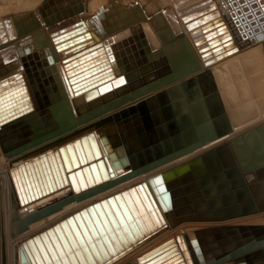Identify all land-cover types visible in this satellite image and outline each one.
Returning a JSON list of instances; mask_svg holds the SVG:
<instances>
[{
	"label": "bare ground",
	"instance_id": "6f19581e",
	"mask_svg": "<svg viewBox=\"0 0 264 264\" xmlns=\"http://www.w3.org/2000/svg\"><path fill=\"white\" fill-rule=\"evenodd\" d=\"M73 1L78 6L84 4L83 0ZM124 1H116L120 5L117 7L123 8L125 14L119 16L117 25L114 26L116 30L111 32L105 20L103 24L95 25L87 18L55 31L58 29L55 23H46L50 13L44 11L45 8L39 13L42 23L35 29L34 34L23 32L20 36L18 33L21 31H18L15 33L19 36L14 37L15 33L9 30L13 28L14 31V27L0 24V105L6 103L0 107V111L11 107L14 113L23 112V116L15 121L17 134L6 136L9 139L7 145L11 147L17 141L25 143L42 135L40 137L42 140L17 153L7 154L0 145V264H19V245L26 239L52 226L73 211L146 181L149 176V173H144L129 177L77 198L85 191L106 182L99 170L95 175L89 168L78 175L68 174L69 171H74V163L66 144H70L73 157L80 164L79 167H82L79 159L80 150L86 160L85 164L88 165L90 162L86 153L87 150L91 153L90 141L85 137L84 143L78 140L79 146L73 143L81 135L92 132L108 180L113 181L121 172L112 169L109 164L102 141L104 137L107 138V131L101 128V117L76 122L70 129L58 135L48 133L54 128H60L57 116L65 108V104L73 107L70 91L74 93L81 85L72 89L71 83L80 81L87 74L91 76L89 72L73 80L71 76L75 74L74 72L93 66L96 73L100 70L103 73L97 78L110 76L109 82L103 84L100 90L108 88L112 90L99 97L101 100L158 81L160 85L157 88L132 101L120 104L119 108L111 109L108 115L114 117L116 112L119 113L130 102V104L135 102L137 105L133 108L134 117L143 118L146 113L154 115L157 119L163 120L166 132L174 139L186 137L188 134L196 135L197 128L208 120L218 132L217 139L188 156L217 146L244 129L264 122L257 123L264 116V37L250 43L252 37L264 35L262 28L255 30L251 26V31H247L243 26L234 27L233 22L220 14V17L208 20L209 26L200 27V30L205 29V32L200 33V30L195 29L194 22L206 23L207 12L218 3V0L213 4L212 0H159L158 4H169L170 9L167 12L164 10L165 5L161 6L162 9L159 11L145 10L143 6L133 9L131 6L134 3L125 4ZM51 3L52 0H42V4ZM108 10L112 13L111 18L122 12V9ZM200 13L204 15L193 20V17ZM124 17L127 18L125 24ZM141 17L144 19H140ZM111 20L115 24V19ZM220 22L224 25L219 27ZM74 27L78 29L69 31ZM221 27L227 32L226 34L222 32L225 44L220 43L219 37H213L210 42L203 41L209 33L216 35V31ZM67 31L69 32L65 33ZM250 34L252 36L249 39ZM108 35L113 37L105 39ZM198 39L202 41L198 43ZM235 42L248 46L236 54L230 49ZM204 46H207V49L202 50ZM191 58L200 63V69L187 71L171 82L162 84L159 82L168 72L187 66ZM70 70L73 74L69 72ZM249 72L252 73L246 75ZM121 74H124V77L120 76ZM123 79L126 80V84L121 85ZM255 91L260 93L255 95ZM9 100L11 101L8 102ZM6 115L9 116L8 113ZM61 145L65 157L59 150ZM15 174L27 200L23 204L18 198ZM154 189L157 197L156 188ZM198 190L199 188H194L191 191L192 196L197 194ZM27 191L31 193L33 199L28 200ZM152 194L154 196V193ZM65 197L73 199L61 205L59 209L30 221L24 230L12 229L13 218L21 219ZM120 200L122 205L114 200L115 208L110 204H107L108 208L100 205L102 215L96 209H93V213L87 211L85 216L78 219V223L76 220L71 224L66 222L64 227L59 226V233L53 230L47 234L45 240H40L43 247V255L38 252L41 263L58 264L52 258L56 243L81 224L87 226L93 218L106 217L109 221L115 219L118 226L112 228V234L109 236L112 240L111 246H104L107 255L102 264H143L142 256L156 247L166 251L173 248L159 259L166 260L165 257L169 254L173 253V256L180 253L179 261L191 264L188 256L190 253L183 239L186 233L207 230L215 226L243 228L261 220L260 214L227 220H189L182 218L181 211L187 210V207L192 205V200H187L184 206L174 205L169 212L158 204H156L158 212L154 208L148 210L141 202L143 211L132 201L130 207L124 196H120ZM59 264H63V261Z\"/></svg>",
	"mask_w": 264,
	"mask_h": 264
},
{
	"label": "water",
	"instance_id": "95a60500",
	"mask_svg": "<svg viewBox=\"0 0 264 264\" xmlns=\"http://www.w3.org/2000/svg\"><path fill=\"white\" fill-rule=\"evenodd\" d=\"M201 41V39L197 40L198 43ZM205 49L207 46L202 48V50ZM200 66L198 61L191 58L187 66L178 68L174 72H168L159 82L161 84L171 82L187 71L200 69ZM88 67L74 72L75 74L71 76L74 80L82 74L91 72V76L87 74L80 81L71 83L72 89L81 85L76 88L78 90L74 93L70 91L73 107L70 108L65 104V108L57 116L61 124L60 128H54L48 133L58 135L70 129L76 122H86L101 117V128L103 131H107V138L102 139L104 150L107 153L111 168L121 173L113 181L108 180L102 158L93 141L92 132L81 135L73 143L79 146L78 140L84 143L85 137L90 141L91 153L88 150L86 152L90 162L86 165L81 150L80 152L78 150L82 165L79 167L80 164L73 157L70 144H66L74 163V171H69L68 174L70 176L78 175L83 170L88 171L89 168L95 175L99 170L106 182L85 191L77 198L87 196L129 177L144 173H149V176L146 181L124 188L73 211L52 226L26 239L19 245V264H42L38 253L41 252L43 255L41 239L45 240L46 235L52 233L53 230L59 233V226L64 227L66 222L71 224L76 220L78 223V219L85 216L87 211L93 213V209H96L102 215L100 205L108 208L107 204H110L115 208V199L122 205L120 196L125 197V201L130 207L132 201L144 211L142 205L144 203L148 210L154 208L157 212L156 204L161 205L163 209L169 212L174 205L184 206L187 200H192V205H187L189 206L187 210L181 211L182 218L189 220H227L260 214V222L243 228H239V226H215L207 230L188 232L183 239L190 253L188 256L191 264H264V122L244 129L217 146L188 156L217 139L218 132L213 128L211 122L205 120L201 123L202 125L197 128L194 136L188 134L186 137H175L174 139L166 132L163 120L157 119L154 115L146 113L143 118L141 116L139 118L134 117L135 110L133 108L137 105L135 102L132 104L130 102L129 105L119 109L120 112H116L114 117H111L108 115L111 109L119 108L120 104L132 101L154 90L160 84L156 81L131 89L128 92H119L116 96L112 95L101 100L99 97L112 90V88L100 90L103 84L109 82L110 76L97 78L103 74L101 70L96 73L95 67ZM69 72L73 74L71 70ZM120 76L124 77V74ZM123 84H126L125 79L121 82V85ZM5 105L6 103H2L0 107ZM11 110V107H7L4 111H0V145L7 154L17 153L21 149L28 148L42 140L40 138L42 135H40L37 137L39 139L34 138L25 143L17 141L9 147L7 145L9 139L6 136L17 134L15 121L23 116L22 111L14 113ZM7 113L9 116L6 115ZM59 150L65 157L62 145L59 146ZM157 178H160L161 184L155 182ZM14 180L18 198L22 204L26 203L27 200L16 174ZM153 187L156 188L157 197ZM194 188H199V190L197 194L192 196L191 191ZM26 195L28 200L33 199L28 191ZM72 199L73 197H65L61 201L21 219L15 217L11 222V227L17 231L24 230L30 221L59 209L61 205ZM179 214L180 211H178ZM126 215L130 220L127 212ZM137 221L139 222V219ZM158 248L156 247L142 256L143 264H183V261H179L181 259L180 253L173 256V253L169 254L170 256L168 255L166 260L159 259L171 249L166 251ZM184 248L186 249L185 245Z\"/></svg>",
	"mask_w": 264,
	"mask_h": 264
},
{
	"label": "rangeland",
	"instance_id": "374dc122",
	"mask_svg": "<svg viewBox=\"0 0 264 264\" xmlns=\"http://www.w3.org/2000/svg\"><path fill=\"white\" fill-rule=\"evenodd\" d=\"M84 4L82 6H78L73 0H52V3L49 5L42 4V0H0V24L3 25H11L14 27V31L9 29L13 34L18 31V34L22 36L23 32L25 34H34L35 29L38 27L40 23H42L39 18V13L41 9L50 13L49 19L46 23L52 22L55 23L57 28L55 31L61 30L64 27H69L74 25L75 23L82 22V19H86L90 23H94L95 25L103 24L105 20L108 26V30L114 31L116 30L115 25H117V21L119 20V16L121 14H125L123 8L117 7L120 6L118 4V0H83ZM159 0H125V4H133L131 6L133 9L141 8L144 9H153L159 11L162 9L161 6H164V10L167 12L170 9L168 3L158 4ZM215 3V0L211 1ZM108 9H122V12L116 16L112 17V13ZM103 11V12H102ZM203 11V10H202ZM226 16L231 22L234 23V27L243 26L246 27L247 31H251V26L255 30L262 28L264 30V0H218V3L213 6V8L207 12L208 19L206 23H195V29L200 30V27L209 26L212 17H220ZM204 15L200 13L193 17V20L198 18L199 16ZM125 16V15H124ZM122 17V16H120ZM95 18H100V21H97ZM111 19H115V24L112 23ZM140 19H144L141 17ZM216 20V19H215ZM129 21V20H128ZM213 21V20H212ZM127 22V18L124 17L123 23ZM218 25L223 26L221 24ZM78 27H74L69 31H76ZM226 29L221 27L220 30L216 31V35H212L209 33L208 36H205L203 41H210L213 37L220 39L221 44H225L226 41L223 39V33ZM69 31L65 32L68 33ZM205 32V29H201L200 33ZM208 32H210L208 30ZM14 34V37H18V34ZM227 32H224L226 34ZM229 36V34H227ZM252 34L249 35V39ZM113 35H108L105 39H110ZM263 36L257 35L250 39V43L255 42ZM219 43V42H218ZM239 45L237 42L231 46L230 49H233L232 52H236V54L240 53L242 49L247 47L248 45ZM241 47V48H240ZM239 48V49H238ZM218 55V54H217ZM220 59V58H219ZM217 59V60H219ZM215 60V61H217ZM214 62V61H213ZM252 72L246 73V75H250ZM19 74H16L18 76ZM19 78V77H17ZM6 90V89H5ZM263 91V90H262ZM4 92V91H3ZM260 92L255 91V95H258ZM264 121V116L257 121V123ZM256 124V123H253ZM243 129V128H241ZM172 251V249L170 250ZM167 253V252H166ZM171 255V254H170ZM169 255V256H170ZM167 256L165 257V259Z\"/></svg>",
	"mask_w": 264,
	"mask_h": 264
},
{
	"label": "snow or ice",
	"instance_id": "6c2138e0",
	"mask_svg": "<svg viewBox=\"0 0 264 264\" xmlns=\"http://www.w3.org/2000/svg\"><path fill=\"white\" fill-rule=\"evenodd\" d=\"M155 182L162 183L160 178ZM113 227H118L115 219L109 221L106 217L93 218L87 226L81 224L79 228L68 232L66 237L60 238L52 251V258L58 264L60 261H63V264H77V261L79 264H98V262L102 264L107 255L104 246L112 244L109 236Z\"/></svg>",
	"mask_w": 264,
	"mask_h": 264
}]
</instances>
